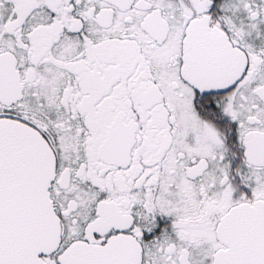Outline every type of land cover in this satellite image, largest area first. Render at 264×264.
<instances>
[{
	"label": "snow or ice",
	"instance_id": "snow-or-ice-1",
	"mask_svg": "<svg viewBox=\"0 0 264 264\" xmlns=\"http://www.w3.org/2000/svg\"><path fill=\"white\" fill-rule=\"evenodd\" d=\"M0 264H264V0H0Z\"/></svg>",
	"mask_w": 264,
	"mask_h": 264
}]
</instances>
